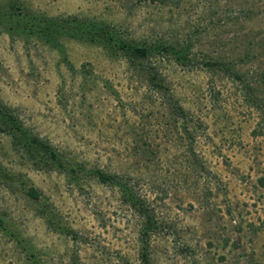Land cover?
Returning <instances> with one entry per match:
<instances>
[{"label":"rangeland","instance_id":"374dc122","mask_svg":"<svg viewBox=\"0 0 264 264\" xmlns=\"http://www.w3.org/2000/svg\"><path fill=\"white\" fill-rule=\"evenodd\" d=\"M0 6L175 50L131 60L0 23V100L64 164L0 131V264H264V0ZM94 168L136 194L152 215L148 234L122 188Z\"/></svg>","mask_w":264,"mask_h":264},{"label":"trees","instance_id":"16d2710c","mask_svg":"<svg viewBox=\"0 0 264 264\" xmlns=\"http://www.w3.org/2000/svg\"><path fill=\"white\" fill-rule=\"evenodd\" d=\"M154 1L165 2L166 0ZM8 20L16 21V24H13L11 28L12 30L16 28L18 33H25L26 35H38L57 47H63L59 44V38L66 36L77 38L79 41L83 42L99 44L105 48L111 47L124 49L126 54L130 56L131 60L141 61L151 59V53L155 52V50H158L160 53H162L163 49L166 52H175L172 47L167 45L164 46L146 43L144 46H139L135 44H129L121 38H118L114 33H111L106 27H104V25H101L95 21H88L79 18H48L44 16L32 18L27 14L16 13L12 6L10 8L9 6L8 8L0 6V23ZM183 58L185 57L183 56ZM178 59L182 58L178 57ZM154 79L155 76L150 74L149 80L153 82ZM0 131L10 134L13 138V141L16 143L23 141L24 147L33 157L37 158L42 156L43 158L45 156L46 161L52 165H58L59 169L63 167L64 164L59 151H57V149H55L50 142L45 141L39 135L30 132L23 123V120L18 114L17 110L3 103L1 100ZM43 160H45V158H43ZM92 174L102 183L114 184L122 188V191L125 192L127 200L130 202V205L138 209L140 214L145 218L143 231L148 234L153 223L152 215L148 209L140 206V199L136 196V194L131 192V190H129V188H127L124 184H121L116 174L105 172L101 168H94L92 170ZM28 193L36 200L41 198V193L35 188H30ZM144 261L146 264H149L147 256H145Z\"/></svg>","mask_w":264,"mask_h":264}]
</instances>
